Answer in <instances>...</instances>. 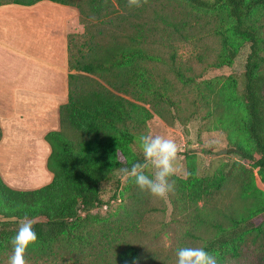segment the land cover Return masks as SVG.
I'll use <instances>...</instances> for the list:
<instances>
[{"label": "trees", "instance_id": "1", "mask_svg": "<svg viewBox=\"0 0 264 264\" xmlns=\"http://www.w3.org/2000/svg\"><path fill=\"white\" fill-rule=\"evenodd\" d=\"M40 1L43 0H0V6H31ZM50 1L74 6L81 16H84L83 1L95 8L101 3L107 4L108 9L115 7L113 0ZM184 1L195 10L227 12L235 23L233 34L245 36L251 42L252 51L239 94L233 84L220 89L213 87L212 82L187 77L180 70L177 75L186 84L196 88L205 85L211 90L202 98H207V102L213 99L216 105L224 106L229 120L234 118L230 121H225L224 116L220 118L231 133L225 152L255 161L264 178V56L260 54L258 38L264 23L257 17L264 12V0ZM116 5L124 11L139 9L130 6L128 0H116ZM148 5L149 2L144 5L145 9ZM250 22L252 26H248ZM221 31L218 34L226 32L225 28ZM114 35L113 32L115 38ZM139 36H127L136 45L110 50L102 61L74 62L71 49L69 102L61 108V130L46 135L52 149L47 166L54 174L53 181L38 189L21 191L8 186L0 175V264H8L12 238L25 216L33 221L38 235V244L31 248L38 250L27 256L28 261H36L34 264L42 259L43 264H130L139 258L140 250L128 245L126 249L114 247L115 259L110 260L107 253L113 244L106 236L84 231L92 211L104 205L102 185L115 173L124 174L122 169L133 163H144L143 154L136 152L133 146L152 118L146 105L155 109L157 100L174 103L170 94H164L166 85L152 67L157 56L148 45V37L144 35L139 39ZM223 42L225 49L231 52L236 49L235 44L228 46L227 39ZM1 136L0 129V139ZM234 177L221 172L213 178H201L191 173L187 180L174 177L176 193L170 192L174 206L182 199L199 204L230 191L231 181L235 180L239 183V197L253 200L243 210L228 215L224 222H210L216 234L205 250H220L223 257L238 253V243H244L253 230L252 218L259 210H264V192L254 179L238 181ZM54 247L66 253L58 255Z\"/></svg>", "mask_w": 264, "mask_h": 264}, {"label": "rangeland", "instance_id": "2", "mask_svg": "<svg viewBox=\"0 0 264 264\" xmlns=\"http://www.w3.org/2000/svg\"><path fill=\"white\" fill-rule=\"evenodd\" d=\"M101 4L95 8L83 1L84 16H79V25L75 29L79 33H75L78 35L73 42V61H102L110 50L136 45L127 36L139 34L141 39L146 35L148 45L157 56L152 67L166 85L164 94H170L174 102L157 100L155 109L146 105L152 118L135 140L134 150L143 154L140 137L149 133L161 135L182 149L178 172L169 179L172 185L174 177L187 180L191 173H196L201 178H213L222 172L231 177L234 175L238 181L253 178L264 192V178L255 161L225 152L231 133L220 122L221 116L225 121L229 120L224 106L216 105L213 99H209V105L207 98H202L211 92L207 86L196 88L184 83L177 75L180 70L187 77L212 82L213 87L221 89L233 84L236 93L242 92L251 42L245 36L233 34L235 23L228 13L195 10L184 0H149L147 9L143 5L138 11H124L116 5V0H113L115 7L110 9L107 4ZM262 13L257 17L264 23ZM252 25L251 22L248 24ZM222 28L226 32L220 35ZM258 38L260 54L264 56V28ZM224 39L228 40V46L236 45L233 52L225 49ZM32 165L37 169L38 177L15 178L23 191L38 188L43 183L41 154L32 160ZM154 171L149 165L145 174L152 176ZM230 186V191L199 204L182 199L174 206L170 192L166 199L153 197L141 192L134 178L126 179L124 174L115 173L102 185L104 205L92 211L84 231L106 236L113 244L107 253L110 260L115 259L114 247L126 249L128 245H134L140 250V256L130 264H177V249H205L215 237L211 221L224 222L228 215L238 213L247 203H252V199L245 201L239 197L238 182L231 181ZM171 192L175 194L176 190ZM251 222L253 230L244 243H238L237 254L229 253L223 257L220 250L210 252L216 256L218 264H264V210H259ZM37 250L30 248L29 252ZM53 251L58 255L66 253L56 247ZM28 262L36 263L35 260ZM37 263L43 264V259Z\"/></svg>", "mask_w": 264, "mask_h": 264}, {"label": "crops", "instance_id": "3", "mask_svg": "<svg viewBox=\"0 0 264 264\" xmlns=\"http://www.w3.org/2000/svg\"><path fill=\"white\" fill-rule=\"evenodd\" d=\"M80 15L74 6L50 0L0 6V175L13 189L23 191L17 177H38L32 160L40 154L38 188L53 181L46 135L61 130V108L69 102Z\"/></svg>", "mask_w": 264, "mask_h": 264}, {"label": "clouds", "instance_id": "4", "mask_svg": "<svg viewBox=\"0 0 264 264\" xmlns=\"http://www.w3.org/2000/svg\"><path fill=\"white\" fill-rule=\"evenodd\" d=\"M149 0H128L134 7H142ZM144 163L135 162L131 167L122 169L125 178H134L139 190L159 199H166L173 185L169 179L178 172L179 153L182 149L173 140L151 133L140 137ZM149 165L155 170L152 176L145 174ZM12 254L8 264H29L27 256L30 248L38 244V235L34 231L33 221L25 216L11 241ZM177 264H218L214 254L199 247L177 249Z\"/></svg>", "mask_w": 264, "mask_h": 264}]
</instances>
